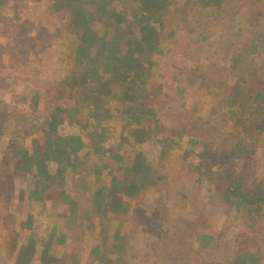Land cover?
Instances as JSON below:
<instances>
[{
	"label": "trees",
	"instance_id": "obj_1",
	"mask_svg": "<svg viewBox=\"0 0 264 264\" xmlns=\"http://www.w3.org/2000/svg\"><path fill=\"white\" fill-rule=\"evenodd\" d=\"M12 1L0 0V10ZM197 1L209 8L208 13L216 8L223 11L229 2L244 1L250 7L235 15V23L224 31L228 41L236 24L235 41L237 37L242 39L235 42L238 46H228L229 58L226 54L222 58L228 71L236 76L226 97L224 113L233 131L227 137L238 141L224 155H215L211 148L214 145L208 142L203 151L195 149L207 159L215 158L216 170L221 175L214 179L212 189L223 197V204L238 212L236 216H242L246 227L244 239L238 241L237 250L222 251L212 235L198 232L196 242L207 257L194 264H264L263 247L252 244L259 236L257 231H264V181L253 173L240 172L235 166L236 160L253 158L258 137L264 133V0ZM50 2L52 12L65 20L78 38V45L67 54V65L58 75L51 73L52 81L49 75L45 78L49 88L56 92L54 101L73 99L74 107L61 115L55 105L50 106L46 90L49 88L44 86L32 89L33 108L45 110L33 128L23 125L8 131L0 114V145L8 139L1 162L11 167L10 173L4 175L6 183L1 194L8 207L16 196L17 183L28 182L29 187L22 190L26 198L39 204L54 201L56 206L63 207L65 227L53 225L39 249L43 226L35 225L34 215L29 214L23 223L28 232L18 246L15 264H36L37 256L42 264H53L56 256L51 254L52 246L67 243L63 228L76 224L83 233L86 225L81 222L91 224L96 218L103 223L97 225L99 238L91 248L87 264H132L130 259L134 255L130 253L128 236L123 233L126 223L116 225L113 219L128 212L127 199L155 187L166 179L168 171L178 166L170 159V153L175 146H182L187 137L164 127L158 108L151 106L147 90L159 57L165 53L164 35L169 38L177 33L172 29L165 34L162 29L173 0ZM184 3L189 5L190 1L181 5ZM201 13L200 17L206 14ZM205 24L208 22L200 28L193 24L188 27V34L201 33ZM224 27L215 26V30L222 31ZM250 60L256 64H249ZM246 72L257 80L249 81ZM180 78L185 83L183 76ZM181 86L180 93L185 92L186 86ZM116 116L123 118V126L118 137L110 139L107 121ZM33 121L31 114L29 122ZM66 124H72L71 132H63ZM27 136L33 137L30 146H17V141ZM201 136H188L189 145L202 143ZM85 197H90V207L84 205ZM214 250L218 253L213 254ZM65 256L73 258L71 264L83 262V253L72 251ZM61 259L69 263L64 256Z\"/></svg>",
	"mask_w": 264,
	"mask_h": 264
},
{
	"label": "rangeland",
	"instance_id": "obj_2",
	"mask_svg": "<svg viewBox=\"0 0 264 264\" xmlns=\"http://www.w3.org/2000/svg\"><path fill=\"white\" fill-rule=\"evenodd\" d=\"M185 1L171 2L172 11L162 29L165 34L172 29L177 33L169 38L164 35L165 53L159 57L147 90L151 106L158 108L164 127L182 132L187 137L182 146H175L170 153V159L178 166L167 172V180L140 196L127 199L128 212L113 219L116 225L126 223L123 233L128 236L130 253L134 255L130 259L132 264H194L204 260L207 252L196 242L198 232L212 235L222 251L237 250L238 241L244 239L246 227L242 216H236L238 212L223 204V197L212 189L214 179L221 175L216 170L215 158L207 159L195 149L203 151L204 143L208 142L214 145L211 148L215 155L219 152L224 155L234 147L233 142L238 141L227 137L232 124L224 113L226 97L236 76L228 71L222 58L229 45L238 46L236 43L242 39L237 37L238 42L235 41L236 24L228 41L224 31L235 23V15L248 9L250 4L229 2L223 11L216 8L208 13L209 8L197 0H189V5L184 3L182 6ZM201 12L206 14L200 17ZM187 21L191 22L190 26ZM206 21L208 24L203 25L201 33L188 34V27L194 24L200 28ZM219 25H225L223 32L221 28L215 30ZM204 37L207 39L202 40ZM77 45L78 38L68 29L66 21L52 12L50 0H13L0 10V114L8 131L23 125L31 129L35 121L45 115L42 107L33 108L30 102L32 89L51 87L45 76L49 75L52 81L51 73L58 75L67 65V54ZM248 63L256 64V61ZM186 70L189 72L182 74ZM181 76L185 83L180 81ZM246 76L249 81L257 80L247 72ZM181 85L186 86L185 92L180 93ZM46 90L50 106L55 105L61 115H66V111L74 107L73 99L55 102L56 92L50 88ZM31 114L33 123L29 122ZM107 125L110 127L108 137L115 139L123 126V118L113 117ZM71 131L72 124L63 127V132ZM188 136H201L202 143L191 147ZM32 138H21L17 146L29 147ZM4 141L5 145H0V264H15L18 246L28 232L23 227L28 215H34L35 225L43 226L38 238V248L41 249L53 225L64 226L66 210L56 206L54 201L39 204L27 199L22 190L29 187L28 182L17 183L16 196L8 207L5 206L1 187L5 186L4 175L10 173L11 167L1 162L8 139ZM224 162L232 166L226 159ZM235 166L240 172L253 173L264 181V133L258 137L253 158L236 160ZM200 167L203 170H198ZM75 191H78L76 183ZM89 203L90 197H85L84 205L90 207ZM82 223L86 225L83 233L76 224L62 227L67 232V243L52 246L51 254L56 256L53 264H71L73 258L65 254L72 251L83 253L82 264H87L91 248L99 238L97 225L103 220L96 218L91 224ZM257 235L252 244L262 246L264 250V231H257ZM246 239L250 240L249 237ZM212 253L218 252L214 250ZM62 256L69 263L62 260ZM35 261L42 264L39 256Z\"/></svg>",
	"mask_w": 264,
	"mask_h": 264
}]
</instances>
